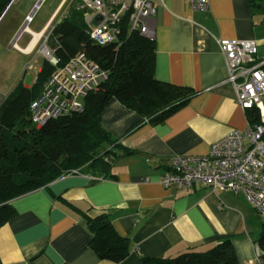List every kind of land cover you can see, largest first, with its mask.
Returning a JSON list of instances; mask_svg holds the SVG:
<instances>
[{
	"label": "crops",
	"instance_id": "obj_1",
	"mask_svg": "<svg viewBox=\"0 0 264 264\" xmlns=\"http://www.w3.org/2000/svg\"><path fill=\"white\" fill-rule=\"evenodd\" d=\"M66 1L33 33L41 36ZM152 1L154 77L194 95L157 122L110 99L100 123L129 153L116 150L104 175L69 173L12 199L16 214L0 226V264H142V257H174L222 238L236 264L258 254L264 215L242 195L202 184L163 187L159 180L173 156H205L214 142L246 127L217 40H252L256 60H264V0H208L203 10L187 0ZM31 39L18 50L27 54L38 40L31 46ZM99 214L130 241L120 262L99 259L90 247L86 218Z\"/></svg>",
	"mask_w": 264,
	"mask_h": 264
},
{
	"label": "trees",
	"instance_id": "obj_2",
	"mask_svg": "<svg viewBox=\"0 0 264 264\" xmlns=\"http://www.w3.org/2000/svg\"><path fill=\"white\" fill-rule=\"evenodd\" d=\"M12 0H0V16ZM48 39L54 55L63 65L77 53L108 70L107 80L83 99V111L50 119L36 128L30 121V102L41 92L53 67L44 60L30 87L18 84L0 105V226L16 211L10 201L53 180L84 169L105 174L116 150V139L100 123L110 99L138 112L142 121L157 122L185 105L194 95L187 86L159 81L154 77V43L137 32L123 28L122 42L101 46L87 34L83 10L70 8L52 26ZM264 69V64L262 66ZM249 123L259 122L254 110L246 111ZM108 157V159H107ZM92 234L90 247L99 259L120 262L130 252V241L120 236L105 214L87 217ZM264 260V222L258 239ZM142 264H236L228 238L205 249L190 248L174 257L140 258Z\"/></svg>",
	"mask_w": 264,
	"mask_h": 264
},
{
	"label": "built area",
	"instance_id": "obj_3",
	"mask_svg": "<svg viewBox=\"0 0 264 264\" xmlns=\"http://www.w3.org/2000/svg\"><path fill=\"white\" fill-rule=\"evenodd\" d=\"M187 1L194 10H203L208 4V0ZM74 2L81 4L87 34L97 45L118 48L124 27L127 32L154 39L156 10L152 0ZM29 21L27 17L26 22ZM26 32L33 38L32 31ZM217 44L225 60L227 81L235 88L237 104L244 111L254 110L259 122L247 121L244 130L230 131L214 142L205 156H173L159 183L163 187L181 189L202 184L213 191L242 195L258 214L264 215V60H256V46L252 40L219 39ZM11 46L17 49L15 42ZM40 53L53 71L44 81L40 94L29 105V118L36 128L50 119L82 112L85 96L97 90L109 74L82 52L70 57L63 65H59L54 48L47 46L45 41L40 46ZM77 172L72 170L70 173ZM246 264H264V260L258 252Z\"/></svg>",
	"mask_w": 264,
	"mask_h": 264
},
{
	"label": "rangeland",
	"instance_id": "obj_4",
	"mask_svg": "<svg viewBox=\"0 0 264 264\" xmlns=\"http://www.w3.org/2000/svg\"><path fill=\"white\" fill-rule=\"evenodd\" d=\"M38 1L12 0L0 16V105L18 84L26 87L33 84L37 71L44 64L40 46L44 41L47 46L50 45L48 36L52 26L65 17L70 8H81V4L67 0L54 16L49 28L44 31L39 41L37 40L35 48L25 54L11 46L13 39L20 48L25 47L31 39V35L26 31L16 35L21 26L25 22L30 31L39 32L61 2V0H41L36 7ZM30 14L31 19L27 23L26 16ZM86 170L84 169L83 172Z\"/></svg>",
	"mask_w": 264,
	"mask_h": 264
},
{
	"label": "water",
	"instance_id": "obj_5",
	"mask_svg": "<svg viewBox=\"0 0 264 264\" xmlns=\"http://www.w3.org/2000/svg\"><path fill=\"white\" fill-rule=\"evenodd\" d=\"M40 2H41V0L38 1L36 7L40 4ZM27 17H29V18L31 19V14H30L29 16H27ZM27 17H26V19H27ZM26 26H27V25H26V23L24 22V24L21 26V28L19 29V31L17 32L16 35H20L23 31H25ZM13 42H14V40H13L11 43H13Z\"/></svg>",
	"mask_w": 264,
	"mask_h": 264
},
{
	"label": "bare ground",
	"instance_id": "obj_6",
	"mask_svg": "<svg viewBox=\"0 0 264 264\" xmlns=\"http://www.w3.org/2000/svg\"><path fill=\"white\" fill-rule=\"evenodd\" d=\"M28 19H30V18L28 17ZM27 30H29V29L26 27L25 31H27ZM39 36H40V35L37 34V33H35V35L33 34V37H34V38H32L33 41L31 40L32 43L30 42V43H31V46L35 43V41L38 39ZM29 45H30V44H29ZM17 49H19L18 46H17ZM26 49H27V48H26Z\"/></svg>",
	"mask_w": 264,
	"mask_h": 264
}]
</instances>
